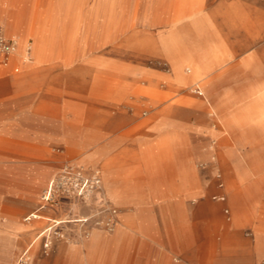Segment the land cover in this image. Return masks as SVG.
Returning a JSON list of instances; mask_svg holds the SVG:
<instances>
[{"label":"rangeland","instance_id":"374dc122","mask_svg":"<svg viewBox=\"0 0 264 264\" xmlns=\"http://www.w3.org/2000/svg\"><path fill=\"white\" fill-rule=\"evenodd\" d=\"M13 1L16 3L15 7L9 8L8 13L13 15L20 10L23 24L15 26L7 34L0 23L3 34L17 40L25 50L29 45L32 57L30 62L34 65L37 62V56H33L37 44L42 42L48 45L47 52L40 51L39 63L37 62L39 76L48 81L39 86L40 95L69 92L84 96L92 93L103 97L112 93L110 97L115 99L119 89L116 87L124 82H131L128 75L130 71L139 70L148 78L163 77L160 83L161 98L171 95L168 103L163 106L171 105L164 120L168 124L176 123L174 127H170L174 134L178 133L183 137L185 133L190 138V157L194 159L196 171L209 172L206 183L197 189L193 197H180L192 207L212 206L215 211L211 217L205 210L199 209L195 213L205 217L208 214V218L222 219L225 223L222 212L224 207L231 210L230 223L236 219L239 208L255 212L253 220L259 224L262 251L258 264H264V129L248 127V130L242 131L235 126L233 118L244 115V108L251 105L253 94L264 90V37L256 35L257 41L249 52L216 69L207 79L184 86L178 94L173 95V91L165 85L166 81H170V66L156 55V43L160 38L175 32L183 33L180 25H173L178 17L188 15L191 9L206 14L219 0ZM108 14L112 16L108 18ZM14 16L9 17L8 25L14 23ZM236 20L240 35L246 36L248 29L251 30L245 25L246 18L237 17ZM250 54L255 55L253 66L244 68L240 61ZM22 64L21 58L7 67L1 66L0 71L5 70L7 75H19ZM16 67L19 68L17 73L14 71ZM130 96L126 90L124 99L130 101ZM54 105L63 106L60 102ZM98 107L100 108L96 111L76 114L79 116L70 113L65 119L46 116L51 119L47 120L50 122L47 127L43 126L42 120L33 121L26 127L28 133L25 135L29 142L38 136H41L38 137L41 141L67 136L77 140L79 155L69 156L62 151L58 152V158L45 154L31 157L32 150L29 147L23 148L15 144L3 146L0 143V175L13 177L0 179V221L5 224L10 217L18 216L32 232H25L8 241L4 247V255L8 256L1 258L0 264H14L28 242L50 224L49 218L65 216L70 217L71 222L55 227L51 237L44 239L41 254L20 264H97L89 253L87 257L83 253V259L64 254L57 262L50 255L51 238L54 236L60 239L64 235L72 239L81 230L87 238L85 229L90 230L93 226L108 234L115 232L118 222L114 205L109 199H98L91 192L100 191L97 185L102 176L100 164L113 160L116 166L122 165L125 160L123 150H131L136 137L143 135L145 131L141 125L145 117H134L131 109L121 111ZM120 112L122 114H117ZM114 117L126 119L125 123L114 124ZM1 120L0 111V126ZM101 134H110L112 137L101 139ZM3 137L12 143L15 139L0 133V138ZM49 143L47 142L46 148L57 149L56 144ZM181 146L184 145L176 146V149L182 148ZM43 147L42 145L41 148ZM86 149H89V153L96 149L102 152L98 156V163L85 159L87 154L83 152ZM228 152H235L242 161L235 156H228ZM177 155L172 159L173 163L181 161V158L177 159ZM219 173L224 184L220 189L217 179ZM162 176L155 173L148 181L152 186H161ZM50 180L54 181L53 193L43 204V196ZM115 182L122 189L124 181L121 170L118 171ZM9 183L15 188L10 189L7 186ZM217 195L225 196L226 201L214 200L213 197ZM88 197H92L93 207L90 213L93 212V215L87 214V218H91L89 223L79 224L74 221L79 217V212L72 210L71 204L80 201L84 208ZM240 197H243L242 203ZM29 201H33L34 205L29 204ZM42 205L46 209L42 213L45 218L25 221L28 214ZM161 214L158 211L157 218ZM0 227L3 226L0 224ZM252 231V227H246L244 235L251 237ZM47 245L49 247H45ZM102 251L99 254V264L106 261L107 249Z\"/></svg>","mask_w":264,"mask_h":264},{"label":"crops","instance_id":"0c3cea01","mask_svg":"<svg viewBox=\"0 0 264 264\" xmlns=\"http://www.w3.org/2000/svg\"><path fill=\"white\" fill-rule=\"evenodd\" d=\"M14 2L0 0V23L7 34L15 26L23 24L20 10L13 15L8 13L9 8L15 7ZM189 11L188 15L178 17L173 22L174 26L182 27L183 33L175 32L168 37L160 38L155 46L156 55L162 57L170 66V81H166L165 85L173 91V95L178 94L184 86L197 84L207 79L216 69L249 52L257 41L256 35L264 37V0H219L206 14L192 9ZM108 15V18L112 16ZM13 16L14 23L8 25L9 17L13 18ZM237 17L246 18L245 25L251 28V30L248 29L246 36H241L239 33ZM47 47L48 45L42 42L37 44L33 56H37L38 63L40 51L47 52ZM25 57V48L20 46L11 62L14 64L22 58L23 64L19 75H7L5 70L0 71L2 114L0 133L15 138L13 143L6 137L0 138L1 145L15 144L23 148L29 147L32 150L31 157L45 154L58 158L60 157L58 152L62 151L65 155L75 156L79 155L77 140L67 136L41 141L38 138L41 136H38L29 142L25 135L28 133L26 127L36 120L40 122L42 120L43 126L47 127L50 124L47 120H51L48 117L65 119L64 117L70 113L75 116L79 113L99 110L98 106L110 110L131 109L134 117L138 118L140 115L145 117L141 124L145 130L144 134L136 137L131 150H123L125 160L122 165L116 166L113 160H110L99 166L102 172V186L101 196L97 198L100 199L103 196L114 205L113 209L118 222L115 232L108 234L93 226L90 230L85 229L87 238L84 237L82 230L78 231L76 237L72 239L64 235L60 239L53 236L50 255L57 262L64 254L83 259V253L86 257L89 253L99 264L101 260L99 254L106 248L107 256L103 264H258L262 251L259 224L253 220L255 212L239 208L236 219L230 223L231 210L229 207H224L223 216L226 223H230L226 224L222 219L208 218V214L206 218L195 213L199 209L205 210L211 217L212 212L215 211L212 206L192 207L180 197H193L197 189L206 183L209 172L196 171L194 159L190 157L192 153L190 138L185 133L183 137L178 133L174 134L171 128L176 123L168 124L164 120V115L168 113L171 105L163 106L168 103L171 95L161 98L160 83L163 77L148 78L139 70L130 71L128 75L131 82H124L120 87H116L119 88L115 96L117 99L110 97L112 93H107L103 97L92 93L84 96L69 92L50 93L44 96L40 95L38 89L48 81L42 80L39 76L37 62L34 65L26 61ZM254 58L255 55L251 54L244 56L240 65L244 68L253 66ZM14 71L19 72V68H14ZM126 90L131 95L130 101L124 99ZM58 102L63 106L54 105ZM243 112L244 115L233 117L238 129L242 131L248 130V127L264 129L263 89L253 94L251 105L244 108ZM113 119L114 124H123L126 120L117 117ZM88 136L87 138H90ZM105 137L111 138L112 135H100L101 139ZM47 142L56 144L58 151L54 148H46ZM42 145L43 148H41ZM180 145L184 146L177 150L176 146ZM89 152V149L84 150L83 154H87L85 159L98 163V156L102 152L97 149L92 153ZM175 155L178 156L177 159L181 158V161L175 162L176 164L172 161ZM228 156H235L241 160L235 152H228ZM120 170L124 181L122 189H119L115 182ZM155 173L163 175L161 186H152L148 181ZM1 178L12 179L13 177L0 175ZM53 183L54 181L50 180L46 190ZM7 186L10 189L15 188L12 183ZM177 194L179 197H176ZM159 195L162 197L159 198ZM240 198L242 203L243 197ZM91 200L85 201L84 208L80 201L72 202V210L79 212V217L74 221L79 224L91 221V218H87V214L93 215V212L90 213L93 207ZM47 201L43 196V204ZM15 202L19 203V201ZM29 202V204L33 203V201ZM44 210L46 209L43 205L37 207L25 217V221L31 222L45 218L42 215ZM225 210L229 211L228 215L225 214ZM158 211L162 212L159 218H157ZM48 220L50 224L43 227L28 242L14 264H20L28 258L41 254L43 241L51 237L54 228L71 222L70 217L66 216ZM0 224L3 226L0 227L1 259L8 256L4 255V247L8 241L25 232L28 234L32 232L23 225L18 216L10 217L5 224L0 221ZM246 227H252L251 237L244 235Z\"/></svg>","mask_w":264,"mask_h":264},{"label":"built area","instance_id":"2783aa9c","mask_svg":"<svg viewBox=\"0 0 264 264\" xmlns=\"http://www.w3.org/2000/svg\"><path fill=\"white\" fill-rule=\"evenodd\" d=\"M18 45H19V43L17 40H15L13 38H7L0 29V67L6 66L10 63L11 56L13 55V53L18 48ZM26 51L28 54H30L31 47L29 45L27 46ZM16 71H18V69H16ZM200 95H202V94L200 93ZM217 179H218L219 189L223 188L224 184L222 183V175L220 173L217 175ZM213 199L220 201V202L226 201V197L223 195L214 196ZM225 214L228 215L229 211L225 210Z\"/></svg>","mask_w":264,"mask_h":264},{"label":"bare ground","instance_id":"6f19581e","mask_svg":"<svg viewBox=\"0 0 264 264\" xmlns=\"http://www.w3.org/2000/svg\"><path fill=\"white\" fill-rule=\"evenodd\" d=\"M19 48H20V45H18V48L16 49V51H15V52L13 53V55L11 56L10 63L12 62V60L14 59V57L16 56V54H17ZM26 50H27V48H26ZM26 50H25V53H26V57H25V59H26V61H31V60H32L31 52H30V54H28ZM10 63H9V64H10ZM9 64H8V65H9ZM8 65H6V67H7ZM2 67L4 68V66H2ZM97 185H98V187H99L100 190H101V186H102V177H101V180H100L99 182H97ZM53 189H54V183L52 184V186H51L48 190L45 191L44 198H45L46 200H49V199L51 198L52 193H53ZM100 192H101V191L96 190V191H93V192H91V193H92L93 196L95 195L96 197H100V196H101V195H100ZM102 197H103V196H102ZM91 199H92V197H88V198H86L85 201H89V200H91ZM80 217H81V216H80ZM51 220H52V219H51ZM45 234H46V233H45Z\"/></svg>","mask_w":264,"mask_h":264}]
</instances>
